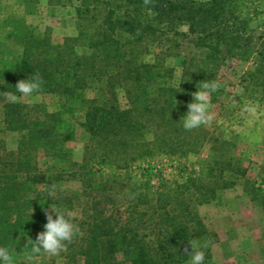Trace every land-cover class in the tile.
<instances>
[{
	"label": "trees",
	"instance_id": "16d2710c",
	"mask_svg": "<svg viewBox=\"0 0 264 264\" xmlns=\"http://www.w3.org/2000/svg\"><path fill=\"white\" fill-rule=\"evenodd\" d=\"M23 3L30 13L38 0ZM48 3L71 8L74 35L53 42L51 33L22 18H12L4 39L0 35V247L12 250L13 264H55L48 253L31 254L30 245L58 205L79 210L78 232L59 254L61 264H184L190 242L205 252V264H214L218 235L199 206L240 184L264 214V178L248 176L222 124L185 130L181 105L215 81L221 87L210 93L211 102L224 107L227 84L220 73L235 63L242 67L241 98L263 105L264 27H253L245 0ZM9 41L19 49L11 57ZM33 74L43 79L38 94H54L59 110L6 99ZM77 110L88 136L80 161L68 146L75 129L65 118ZM7 131L19 133L15 149L2 139ZM205 145L200 176L154 188L128 171L137 159L186 156Z\"/></svg>",
	"mask_w": 264,
	"mask_h": 264
},
{
	"label": "rangeland",
	"instance_id": "374dc122",
	"mask_svg": "<svg viewBox=\"0 0 264 264\" xmlns=\"http://www.w3.org/2000/svg\"><path fill=\"white\" fill-rule=\"evenodd\" d=\"M246 7L253 18L252 25L256 29L264 27V0H245ZM23 0H0V35L4 39L9 22L12 18H22L27 24L38 28L40 33H51L53 42H61L65 36L75 34V25L70 7L52 6L48 0H38L29 13ZM19 51L12 41L8 42L6 56L11 57ZM241 65H229L222 69L221 80L227 84L226 92L220 103H212L210 113L213 117L205 126L212 130L222 124V131L236 142L235 154L247 167L248 176L260 182L264 178V104H252L240 96L236 87ZM7 94L6 99L9 95ZM93 95L92 90L87 96ZM36 98H23L22 103H43L51 111L59 110V101L54 94H37ZM188 104L181 105V112L187 113ZM66 120L75 129V139L68 142L74 159L81 160L83 145L87 141V133L81 128L82 111L65 115ZM2 139L8 149H15L19 133L4 132ZM209 155V146L205 145L196 153L186 156L157 153L152 156L137 159L128 170L140 181L150 180L157 188L163 182L183 181L188 177L200 176L204 168V160ZM39 164L44 165L42 154ZM105 172L116 171L115 168H105ZM67 186L74 189L77 183ZM206 225L218 235V242L212 246L214 264H264V214L262 209L252 203L243 193L240 184L223 191L219 198L198 208ZM52 211V207H50ZM79 216V210L73 212ZM55 264H61L60 256L50 255ZM48 254L38 258L39 262L47 260ZM188 264V262L184 263Z\"/></svg>",
	"mask_w": 264,
	"mask_h": 264
},
{
	"label": "clouds",
	"instance_id": "9594fccd",
	"mask_svg": "<svg viewBox=\"0 0 264 264\" xmlns=\"http://www.w3.org/2000/svg\"><path fill=\"white\" fill-rule=\"evenodd\" d=\"M43 79L39 75H29L26 79H20L15 84V92L10 94L8 99L15 103L23 98H36L41 91ZM220 84L209 81L202 84V87L193 93V100L188 104V111L182 119V126L185 130H193L211 122L213 119L210 108V93L216 92ZM52 193H49L51 197ZM52 211L46 213L47 222L43 231L37 234L31 242V254L48 253L58 256L66 250V242H70L78 232V226L74 222L75 217L72 211L62 209L60 206H51ZM191 243L192 252L188 264H205V252L198 250L195 242ZM12 250L8 247H0V264H13Z\"/></svg>",
	"mask_w": 264,
	"mask_h": 264
}]
</instances>
